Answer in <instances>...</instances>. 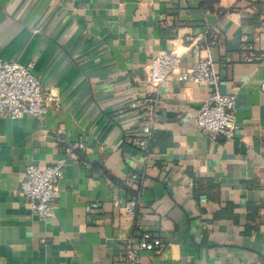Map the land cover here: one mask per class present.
Segmentation results:
<instances>
[{
    "label": "crops",
    "instance_id": "crops-1",
    "mask_svg": "<svg viewBox=\"0 0 264 264\" xmlns=\"http://www.w3.org/2000/svg\"><path fill=\"white\" fill-rule=\"evenodd\" d=\"M262 25L264 0H0V59L30 63L53 98L41 118L0 115V264H122L136 228L165 242L140 264H264ZM169 51L181 70L213 58L221 92L235 95V137L197 128L207 84L148 81L150 60ZM155 96V115L130 106ZM81 138L54 215L32 213L25 167L55 162L60 140ZM132 197L135 214L124 208Z\"/></svg>",
    "mask_w": 264,
    "mask_h": 264
},
{
    "label": "built area",
    "instance_id": "built-area-1",
    "mask_svg": "<svg viewBox=\"0 0 264 264\" xmlns=\"http://www.w3.org/2000/svg\"><path fill=\"white\" fill-rule=\"evenodd\" d=\"M209 32V45L216 43V34ZM264 32V25L261 27ZM207 37V36H206ZM181 56L174 51L161 52L154 56L148 64V81L160 86L170 77L178 80L203 82L210 88L208 97L202 102L196 114V126L207 137L233 138L236 136V120L234 116L235 95L223 93L220 90V74L217 71L212 57L194 61L189 67L180 69ZM53 99L47 88L34 75L30 63H21L14 60L0 59V115L12 119L24 115L41 118L45 113L49 100ZM149 103L153 107V115L162 103L160 97H146L142 103H131L133 108H144ZM139 106V107H138ZM139 118L144 119L139 113ZM61 132V131H59ZM148 138L152 137L151 126L144 129ZM63 157L53 163L39 164L32 162L25 167L19 184L20 192L32 213L41 218H50L54 215L55 200L60 195V180L63 174L62 167L67 160L81 159L86 142L83 138L77 140H60ZM136 145H144L145 140L135 139ZM138 177L130 174L127 184H136ZM89 212L98 209L96 202L87 206ZM127 213L135 214L138 210V199L129 198L124 202ZM165 242L159 233L136 228L134 233L122 245L119 259L122 264H140L141 252L146 250L153 253L162 251Z\"/></svg>",
    "mask_w": 264,
    "mask_h": 264
},
{
    "label": "trees",
    "instance_id": "trees-1",
    "mask_svg": "<svg viewBox=\"0 0 264 264\" xmlns=\"http://www.w3.org/2000/svg\"><path fill=\"white\" fill-rule=\"evenodd\" d=\"M152 139V138H151Z\"/></svg>",
    "mask_w": 264,
    "mask_h": 264
}]
</instances>
